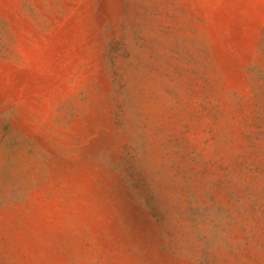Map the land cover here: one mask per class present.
Wrapping results in <instances>:
<instances>
[{"label":"rangeland","instance_id":"rangeland-1","mask_svg":"<svg viewBox=\"0 0 264 264\" xmlns=\"http://www.w3.org/2000/svg\"><path fill=\"white\" fill-rule=\"evenodd\" d=\"M0 264H264V0H0Z\"/></svg>","mask_w":264,"mask_h":264}]
</instances>
